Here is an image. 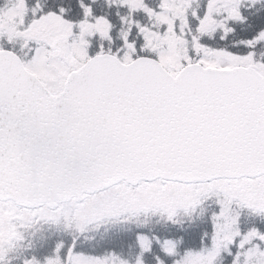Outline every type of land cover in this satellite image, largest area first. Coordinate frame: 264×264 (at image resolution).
<instances>
[{
  "label": "snow or ice",
  "instance_id": "1",
  "mask_svg": "<svg viewBox=\"0 0 264 264\" xmlns=\"http://www.w3.org/2000/svg\"><path fill=\"white\" fill-rule=\"evenodd\" d=\"M0 264H264V0H0Z\"/></svg>",
  "mask_w": 264,
  "mask_h": 264
}]
</instances>
